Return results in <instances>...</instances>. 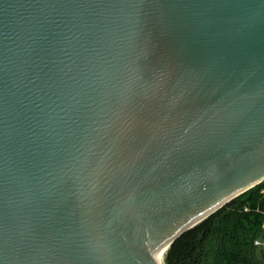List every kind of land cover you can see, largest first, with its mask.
Returning a JSON list of instances; mask_svg holds the SVG:
<instances>
[{"label": "water", "instance_id": "obj_1", "mask_svg": "<svg viewBox=\"0 0 264 264\" xmlns=\"http://www.w3.org/2000/svg\"><path fill=\"white\" fill-rule=\"evenodd\" d=\"M264 182V0H0V264H160Z\"/></svg>", "mask_w": 264, "mask_h": 264}, {"label": "trees", "instance_id": "obj_2", "mask_svg": "<svg viewBox=\"0 0 264 264\" xmlns=\"http://www.w3.org/2000/svg\"><path fill=\"white\" fill-rule=\"evenodd\" d=\"M263 225L264 182L185 232L163 264H264Z\"/></svg>", "mask_w": 264, "mask_h": 264}, {"label": "bare ground", "instance_id": "obj_3", "mask_svg": "<svg viewBox=\"0 0 264 264\" xmlns=\"http://www.w3.org/2000/svg\"><path fill=\"white\" fill-rule=\"evenodd\" d=\"M166 250H167V248L164 249V250H163V251H162V252L156 257L157 262H159L160 264H163V256H164Z\"/></svg>", "mask_w": 264, "mask_h": 264}, {"label": "built area", "instance_id": "obj_4", "mask_svg": "<svg viewBox=\"0 0 264 264\" xmlns=\"http://www.w3.org/2000/svg\"><path fill=\"white\" fill-rule=\"evenodd\" d=\"M263 230H264V225H263ZM255 245H259V242H255Z\"/></svg>", "mask_w": 264, "mask_h": 264}]
</instances>
